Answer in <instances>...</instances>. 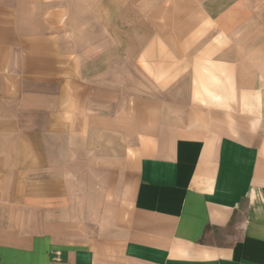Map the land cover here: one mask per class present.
Instances as JSON below:
<instances>
[{
  "label": "crops",
  "instance_id": "0c3cea01",
  "mask_svg": "<svg viewBox=\"0 0 264 264\" xmlns=\"http://www.w3.org/2000/svg\"><path fill=\"white\" fill-rule=\"evenodd\" d=\"M33 9L46 0H0V264H264V99L243 115L208 109L193 87L147 135L135 121L129 136L146 141L128 184L126 144L112 161L104 147L127 137L126 119L101 83L66 95Z\"/></svg>",
  "mask_w": 264,
  "mask_h": 264
},
{
  "label": "rangeland",
  "instance_id": "374dc122",
  "mask_svg": "<svg viewBox=\"0 0 264 264\" xmlns=\"http://www.w3.org/2000/svg\"><path fill=\"white\" fill-rule=\"evenodd\" d=\"M46 3V10L31 12L32 18L46 21V25H32L30 31L46 39L47 67L52 64L57 75L62 70L67 96L70 83L77 81L95 86L101 83L98 87L109 91L110 116L123 114L127 137L112 132L104 147L107 151L106 144H110L112 161L119 158L120 148L126 144L128 184L136 174L135 146L146 141L145 137L129 136L135 121L142 122L147 135L152 120H161L165 104H176L175 110L180 112L179 108L191 101L193 87L194 99L205 100L208 109L216 105L239 109L243 115L259 110L252 102L261 105L260 97L264 99V0ZM34 44L36 49L44 47L43 41L33 40V49ZM46 78L43 88L54 94L59 84H52V74ZM205 85L208 89L199 93L198 88ZM240 89L252 91L243 94ZM152 99L155 107L148 104ZM115 172L111 170L112 176ZM99 173L96 169L95 177Z\"/></svg>",
  "mask_w": 264,
  "mask_h": 264
}]
</instances>
